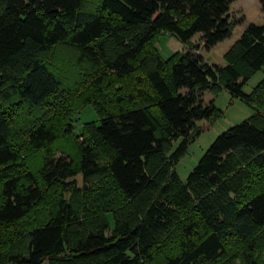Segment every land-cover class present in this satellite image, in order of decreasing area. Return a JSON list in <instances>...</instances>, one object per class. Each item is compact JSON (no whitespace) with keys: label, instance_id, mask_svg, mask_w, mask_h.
I'll list each match as a JSON object with an SVG mask.
<instances>
[{"label":"trees","instance_id":"trees-1","mask_svg":"<svg viewBox=\"0 0 264 264\" xmlns=\"http://www.w3.org/2000/svg\"><path fill=\"white\" fill-rule=\"evenodd\" d=\"M236 1L0 0V264H264V80L243 90L264 25L225 66L201 53L241 24ZM163 35L201 38L166 61ZM222 90L254 114L184 182ZM89 105L99 122L77 134Z\"/></svg>","mask_w":264,"mask_h":264},{"label":"rangeland","instance_id":"rangeland-1","mask_svg":"<svg viewBox=\"0 0 264 264\" xmlns=\"http://www.w3.org/2000/svg\"><path fill=\"white\" fill-rule=\"evenodd\" d=\"M230 14L235 21H241V24L234 29L232 37L218 44L210 51L201 50L206 60L218 66L226 65L225 54L251 24L264 25V13L258 0H237L232 5ZM200 38L201 36L197 35L187 44L181 42L175 36L163 35L158 40L157 49L164 60L167 61L175 53L191 49L199 43ZM63 54L64 58L69 60V55L64 52ZM262 80H264V67L255 73L246 83L243 89L244 92L250 94ZM72 82L74 81H70V83ZM205 100L207 103L214 101L216 107L221 109L223 114L215 120L198 123V125L204 128L201 130V134L197 135L190 143L187 153L180 160L176 168L179 177L184 182L187 181L200 159L221 134L249 119L254 114V109L241 99L234 98L227 90H222L218 95L207 94ZM74 119H77L75 124L77 134L81 133L84 124L94 121L99 122L95 109L90 105L83 109L80 115ZM78 182L81 185V177H78Z\"/></svg>","mask_w":264,"mask_h":264}]
</instances>
